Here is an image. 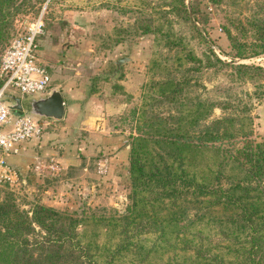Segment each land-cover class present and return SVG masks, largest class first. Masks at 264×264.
I'll return each mask as SVG.
<instances>
[{
    "label": "trees",
    "instance_id": "16d2710c",
    "mask_svg": "<svg viewBox=\"0 0 264 264\" xmlns=\"http://www.w3.org/2000/svg\"><path fill=\"white\" fill-rule=\"evenodd\" d=\"M15 1L0 0V19ZM244 2L255 10L236 28L241 40L224 29L239 59L264 55V14L258 12L264 0ZM184 11L190 35L201 37L188 15L196 21L192 4ZM247 32L250 42L243 39ZM165 42L181 52L177 62L190 63L186 69L218 64L243 80L262 70L222 61L211 50L202 63L187 41ZM191 79L182 74L158 81L171 113L135 118L123 212L76 213L39 202L24 209L10 190L0 189V264H264V140L233 128L234 117L210 116L213 102L189 95ZM232 168L238 174H228ZM145 235H151L147 244Z\"/></svg>",
    "mask_w": 264,
    "mask_h": 264
},
{
    "label": "rangeland",
    "instance_id": "374dc122",
    "mask_svg": "<svg viewBox=\"0 0 264 264\" xmlns=\"http://www.w3.org/2000/svg\"><path fill=\"white\" fill-rule=\"evenodd\" d=\"M190 4L196 21L192 14L188 15L200 29L201 37L189 33L184 7L189 9ZM183 5L179 0H17L14 9L9 7L0 19V57L10 39L40 16L41 34L35 41L37 60L51 55L56 59L55 66L76 72L75 83L84 81L85 100L99 105V110L107 102L117 105L102 109L106 116H63L43 127L41 136L29 146L43 144L57 156L68 154V162H60L63 169L55 174L17 170L19 181L0 185V189L12 192L21 208L28 209L30 203L39 202L76 213L123 212L128 204L127 154L130 136L136 133L135 118L151 119L171 113L172 105L156 90V83L170 76L184 74L188 80L192 76L189 95L213 102L210 116L234 117L233 128L250 130L254 139L264 140L263 135L257 138L261 127L258 118L264 116V55L234 57L224 32L227 29L240 37L236 28L246 26V19L255 10L252 3L223 0L212 5L206 0H183ZM173 6L174 12L170 11ZM245 36L243 39L250 42L248 32ZM167 37L187 41L202 63L211 50L222 61L254 64L262 70L243 80L218 64L186 69L190 63L177 62L182 54L167 45ZM118 58L126 61L116 68ZM19 98L25 101L29 97ZM88 107L82 115L92 114L93 109ZM208 111L204 108L202 113ZM101 156L108 158V168L102 176L95 171V162ZM82 162L85 170L79 165ZM227 173L238 174V170L228 169ZM150 241L151 235L141 237L144 244Z\"/></svg>",
    "mask_w": 264,
    "mask_h": 264
},
{
    "label": "built area",
    "instance_id": "2783aa9c",
    "mask_svg": "<svg viewBox=\"0 0 264 264\" xmlns=\"http://www.w3.org/2000/svg\"><path fill=\"white\" fill-rule=\"evenodd\" d=\"M42 20L37 17L28 24L23 33L12 37L0 57V185L11 184L14 172L8 167L4 156L19 154L21 144L38 138L43 124L48 119L22 114L15 116L1 100L5 94L18 97H36L44 95L50 89V78L43 65L38 62L36 38L41 34ZM108 168V158L101 156L95 162V171L102 176ZM36 174L62 171L59 162L52 158L36 156L31 164Z\"/></svg>",
    "mask_w": 264,
    "mask_h": 264
},
{
    "label": "crops",
    "instance_id": "0c3cea01",
    "mask_svg": "<svg viewBox=\"0 0 264 264\" xmlns=\"http://www.w3.org/2000/svg\"><path fill=\"white\" fill-rule=\"evenodd\" d=\"M39 62H41L48 75L50 78V88L55 87L57 88L63 97L64 101V106H65V112L64 116H106V113H102V109L108 110L109 108H117V105H115L113 102H107L105 106H102L101 110H99V105H93V102L91 100H85L86 92H85V85H82L84 83L83 79L79 83H75V76L76 72L73 70H70L68 67H57L55 66V57L49 55V57L46 58H40L38 59ZM83 76V75H82ZM115 100L117 101V96L118 94L115 93ZM263 104L261 109L264 110V99H263ZM87 106L90 107L92 110V114L88 115H82V112L84 108ZM88 107V109H89ZM87 121V119H85ZM259 124L261 127H258L259 129V136L257 138H261L263 135L264 136V116H259L258 118ZM50 123H53V120H47L44 124L43 127L50 125ZM100 124V122L97 123V125ZM42 134V133H41ZM41 136V135H40ZM43 138V137H42ZM35 138L23 142L21 144L20 148V153L19 154H8L5 155L4 160L8 167L14 172V181H19L18 174L16 173L17 170L20 169H29L32 171L30 168L33 159L36 156H39L38 154H45L47 155V158H52L56 160L57 162H61L62 164L67 163V157L69 156L68 154H63L60 156L55 155V153L51 150H46L45 145L43 144H38L36 147L29 146V143L34 140ZM41 143V142H40ZM45 143V141L43 142ZM106 143H109L108 139L106 140ZM22 150V151H21ZM40 155V156H42ZM39 156V157H40ZM28 162H31L28 164ZM83 162L79 165H81L82 169L85 170V167L82 166ZM49 172H45L42 174H47ZM53 174V173H52ZM12 182V183H13Z\"/></svg>",
    "mask_w": 264,
    "mask_h": 264
},
{
    "label": "water",
    "instance_id": "95a60500",
    "mask_svg": "<svg viewBox=\"0 0 264 264\" xmlns=\"http://www.w3.org/2000/svg\"><path fill=\"white\" fill-rule=\"evenodd\" d=\"M125 58H118L114 63L116 68ZM15 116L33 115L40 119L60 121L63 119L65 106L61 92L52 87L44 95L29 97L25 101L17 96L5 94L1 99Z\"/></svg>",
    "mask_w": 264,
    "mask_h": 264
}]
</instances>
